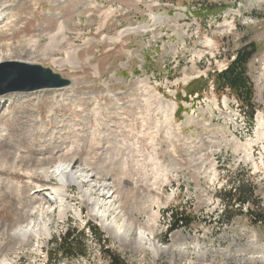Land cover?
<instances>
[{"label": "rangeland", "instance_id": "rangeland-1", "mask_svg": "<svg viewBox=\"0 0 264 264\" xmlns=\"http://www.w3.org/2000/svg\"><path fill=\"white\" fill-rule=\"evenodd\" d=\"M1 31L15 35L0 41L1 53L21 46L25 64L71 85L0 96V264H109L92 227L126 264H264V225L236 211L228 224L218 199L251 181L264 207V0H0ZM251 42L252 124L210 86L187 96ZM73 49L76 65L66 62ZM34 120L46 137L29 135ZM67 167L77 182L50 197ZM25 172L36 174L40 195ZM171 210L191 228L170 233ZM69 230L85 232L86 257L51 261V241Z\"/></svg>", "mask_w": 264, "mask_h": 264}, {"label": "trees", "instance_id": "trees-1", "mask_svg": "<svg viewBox=\"0 0 264 264\" xmlns=\"http://www.w3.org/2000/svg\"><path fill=\"white\" fill-rule=\"evenodd\" d=\"M213 7V6H210ZM197 10L201 15L206 14V10ZM224 8L218 10L214 8L213 13L222 12ZM257 55L255 43H247L227 60L226 68L221 72L209 73L208 78H200L186 87L187 96L199 94L200 97L212 82L216 94H228L233 97L243 109L248 121L252 124L256 115V105L254 103V86L249 77V65ZM256 186L251 181L238 180L228 191H221L218 199L222 203L223 215L228 218V224L232 223L230 214L236 211L239 215H245L252 224L256 226L264 225V207L254 201ZM170 222V233L180 228L190 229L193 220L185 213L171 210L168 214ZM224 218V217H223ZM91 237L101 244L102 252L107 256L109 264H126L118 255L114 254L109 245L110 242L96 228H88ZM80 237L74 235L73 230H69L65 235L53 238L51 245L53 250L48 251L51 261L55 259L73 260L84 258L87 255L86 234L80 233Z\"/></svg>", "mask_w": 264, "mask_h": 264}, {"label": "bare ground", "instance_id": "bare-ground-1", "mask_svg": "<svg viewBox=\"0 0 264 264\" xmlns=\"http://www.w3.org/2000/svg\"><path fill=\"white\" fill-rule=\"evenodd\" d=\"M10 30H13V29H10ZM129 31H135V30H128V31L122 32L117 40H120ZM58 33L59 34H62L63 33V29L60 28L59 31H58ZM14 37H15V35L9 36L8 35V32H5V31H1L0 32V41H11V40H13ZM55 38H56V36H53V40ZM38 45L39 44H38V41L37 40L30 39L29 42H28V47L26 49L28 51H35L38 48ZM7 47H8L7 44L0 46V65H2L1 67L5 66V65H7L9 63H20V62H24V64L27 63L25 61V59L21 57V54H18V55L16 54V53L19 52L18 49H20L21 46H19L18 48H16V50L13 53V55L12 54H3V53H1V50L5 49ZM66 54H67V58H68V61H66V62H68V63H70L72 65H76L77 64L76 55L78 54V49H73L71 51H68V52H66ZM16 61H20V62H16ZM59 65H63V64L59 63ZM3 99L4 98L0 97V106L2 104ZM53 115H56V114L54 113ZM40 125H42V121L40 122V121L34 120L33 125L31 126V130L29 132V135L30 136H35V135H37L36 132L38 131V136L46 137L47 136V133L42 128H40L41 127ZM2 132H4V131H2ZM3 141H4L6 147H9L11 145V143H12L10 141H6L5 139ZM48 147H49V150L52 149V150H50V152H53V148L50 147V144L48 145ZM43 150H45V149H43ZM66 155H67V153L65 154V156ZM50 157H51V155H50ZM22 160H24V157L22 156L21 149L18 147V149H16V152L14 153V163H15V165L19 164ZM1 169H2V166H0V170ZM58 172H59L60 185L57 186V187H55V188L52 187L49 190V192H50V195L49 196L50 197H53L52 195L55 193V191H57L58 197H62L64 195L66 189H67V186L69 184H75L77 182V179H78L77 176L72 172V170H70L69 167H67V168H59L58 169ZM23 177L27 180V183L29 185L35 186V193L40 195L41 192H42V189H41V187L39 185L36 184L37 183L36 182L37 181L36 174L35 173H32V172H25L23 174ZM87 183H89V181ZM99 192H102L101 189L99 190ZM93 212L95 213L96 211H93ZM96 215L98 216L99 214H96ZM19 219H20V216H19ZM100 219H101V222H102L101 223L102 229L107 232L108 231V228H107L108 226L106 225L107 224L106 223L107 221L104 222L105 221L104 220L105 217H102L101 216ZM35 233L37 234V232H35ZM22 234L23 235H21V236L23 238H27V236L29 235V232L28 231H23ZM42 234L43 235H46L47 233H42Z\"/></svg>", "mask_w": 264, "mask_h": 264}, {"label": "water", "instance_id": "water-1", "mask_svg": "<svg viewBox=\"0 0 264 264\" xmlns=\"http://www.w3.org/2000/svg\"><path fill=\"white\" fill-rule=\"evenodd\" d=\"M1 77H5L8 82L7 87L0 88V96L9 93L59 90L71 85L70 80L62 78L50 69L24 63H9L0 67Z\"/></svg>", "mask_w": 264, "mask_h": 264}]
</instances>
